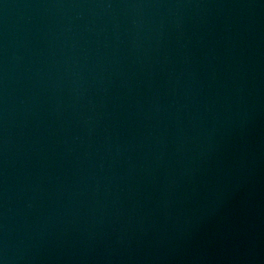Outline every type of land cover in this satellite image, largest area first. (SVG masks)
<instances>
[{
    "label": "water",
    "instance_id": "95a60500",
    "mask_svg": "<svg viewBox=\"0 0 264 264\" xmlns=\"http://www.w3.org/2000/svg\"><path fill=\"white\" fill-rule=\"evenodd\" d=\"M0 264H264V0H0Z\"/></svg>",
    "mask_w": 264,
    "mask_h": 264
}]
</instances>
